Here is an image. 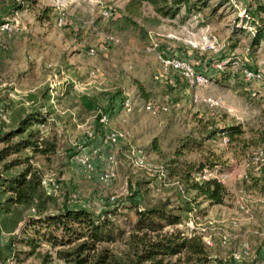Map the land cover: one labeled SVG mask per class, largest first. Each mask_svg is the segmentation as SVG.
I'll list each match as a JSON object with an SVG mask.
<instances>
[{
	"label": "rangeland",
	"instance_id": "rangeland-1",
	"mask_svg": "<svg viewBox=\"0 0 264 264\" xmlns=\"http://www.w3.org/2000/svg\"><path fill=\"white\" fill-rule=\"evenodd\" d=\"M193 2L190 10L181 7L170 18L147 2L131 0H0V121L10 124L11 106L46 114V124L34 128L56 142V152L37 155L33 161L57 184L47 187L57 206L76 203L96 213L119 207L115 218L128 229L122 221L128 217L131 222L135 215L123 207L135 189L141 192V206L169 200L182 207L181 199H192L197 209L207 213L192 211L175 227L189 233L188 218L198 217L196 225L215 242L207 248L205 264H233L231 254L243 242L249 243L250 254L235 264H264V198L258 197L261 185L246 166L248 156L264 142V80L244 78L248 68L264 73L263 42L252 41L256 27L264 28V12L257 9L264 0ZM58 15L65 18L61 26L55 22ZM6 22L11 30L1 28ZM203 40L213 48L190 43L199 45ZM90 47L96 48L94 54L88 53ZM159 56L180 58L207 80L190 86L184 69L164 68ZM81 95L93 98L107 113L103 126L97 111L81 104ZM209 96L222 99L223 105L209 106L204 101ZM126 97L131 99L129 111L119 104ZM149 102L164 104L167 110L153 114L146 108ZM238 124L243 133L222 144L220 127ZM212 129L217 132L209 137ZM107 130L122 131L127 139L101 147L114 154L116 162V178L105 185L81 174L71 157L88 152ZM154 139L159 152L151 146ZM185 141L189 144L182 148ZM133 149L146 156V167L133 165ZM102 157L97 158L98 167ZM184 162L221 166L226 187L223 204L209 205L192 191L180 195L173 178H164L162 165ZM241 191L246 194L247 212L238 204ZM207 219L213 223H206ZM230 219L237 224L228 223ZM224 232L229 242L221 245L218 237ZM6 237L0 234V241ZM40 251L52 256L48 264H63L47 243ZM22 264L42 262L31 256Z\"/></svg>",
	"mask_w": 264,
	"mask_h": 264
},
{
	"label": "trees",
	"instance_id": "trees-1",
	"mask_svg": "<svg viewBox=\"0 0 264 264\" xmlns=\"http://www.w3.org/2000/svg\"><path fill=\"white\" fill-rule=\"evenodd\" d=\"M131 2H147L162 17L170 18L181 7L190 10L195 5L193 0ZM257 9L264 12L262 5ZM252 41L254 44L262 41L264 45V28L256 27ZM80 101L88 110L98 111V108H102L95 105V100L87 95H81ZM9 121L10 124H6L5 120L0 121V234L7 236L4 241H0V264H22L31 256L40 258L42 264H48L52 256L41 253L42 243L55 248V256L63 264L208 262V247L202 242L201 236L197 233L188 234L186 230L175 227L192 211L198 215L207 213L197 209L192 199H181L182 207L171 205L169 200L141 206V192L135 189L130 193V203L123 207L133 210L135 215L131 222L128 217H124L122 222L128 223V229L122 227L115 218L120 214L119 207L96 213L76 203L57 206L56 198L43 183L45 176L33 161L37 155L50 156L56 152V142L45 138L34 128L46 124V114L36 109L11 106ZM220 128V132L227 135L229 142L235 141L243 133L240 124ZM216 132L217 130L212 129L208 136L213 137ZM151 144L153 150L159 152L156 139ZM188 144L185 141L181 147L185 148ZM170 163L168 166L162 165V173L164 178H168V175L173 178L180 195L192 191L196 198H203L209 205L224 203L226 187L222 182L216 179H193L197 170L216 163ZM18 165L21 166L20 169L10 172ZM259 185L262 190L258 192L264 193V184ZM167 226L171 229H166Z\"/></svg>",
	"mask_w": 264,
	"mask_h": 264
},
{
	"label": "built area",
	"instance_id": "built-area-1",
	"mask_svg": "<svg viewBox=\"0 0 264 264\" xmlns=\"http://www.w3.org/2000/svg\"><path fill=\"white\" fill-rule=\"evenodd\" d=\"M65 18L62 15H58L55 19L57 25L61 26L64 24ZM2 29L11 30V25L8 22L4 23L1 27ZM193 47H201L207 48L212 47L213 45H208L206 41H200V44L190 42ZM105 48V47H104ZM96 48L90 47L88 49V53L94 54ZM160 63L164 68L174 67V68H181L185 71L183 72L184 76L189 79L190 86H200L203 85L207 78L201 73H193L188 65L181 60L180 58H169V57H162L159 56ZM244 78L246 81H257L263 78L264 80V73H261L259 70L248 68L244 70ZM204 101L212 107H220L223 105V100L220 98L215 97H206ZM119 104L122 108L126 111L131 110V99L129 97L124 98L122 101H119ZM146 108L153 114L164 112L167 110V107L164 104H157L154 102H149L146 104ZM98 121L103 126L108 120L107 113L102 109L98 108L97 111ZM127 135L124 134L122 131L118 130H107L104 133L103 139H99L96 141V145H92L91 149L86 152L84 150L78 151L75 155H73L72 163L74 167L78 169V171L85 175L88 178H95L100 183L108 185L112 183V181L116 178L115 172V156L111 152H103L102 146L108 148L110 146L116 145L122 140H126ZM221 143L226 144L228 141L227 136L223 133L221 136ZM132 154V163L134 166L138 167H146L147 161L146 156L140 149H133L131 151ZM103 156V157H102ZM103 158V162L100 167H98L97 158ZM246 166L249 168V175L255 177L257 182L260 184H264V142L257 146V148L248 156L246 160ZM224 174L221 170V166L219 164H214L212 166H204L203 168L197 170L193 174V179L195 181H203L208 179H216L221 182ZM247 177V174H245ZM43 183L45 184L46 188H54L56 187V183L52 177H44ZM245 191H241L239 196L238 204L239 206L245 211H248V207L245 202ZM195 218L193 215H190L188 218L186 225L189 227L191 233H197L201 236L202 242L208 248L213 247L215 245L214 238L211 234L207 233L205 228L196 225ZM206 223L212 224L213 221L210 219L206 220ZM231 225H236L235 219H230L228 222ZM197 226V228L195 227ZM196 229V231H191V229ZM218 242L221 245H225L229 242V234L224 232L218 237ZM250 254V245L247 242H243L240 245L238 251L233 252L232 258L235 263L239 262L244 257ZM259 264V263H254Z\"/></svg>",
	"mask_w": 264,
	"mask_h": 264
},
{
	"label": "crops",
	"instance_id": "crops-1",
	"mask_svg": "<svg viewBox=\"0 0 264 264\" xmlns=\"http://www.w3.org/2000/svg\"><path fill=\"white\" fill-rule=\"evenodd\" d=\"M116 102H117V100H116ZM259 198L261 197V198H264V193H262V195L260 194L259 196H258ZM206 217V216H205Z\"/></svg>",
	"mask_w": 264,
	"mask_h": 264
}]
</instances>
